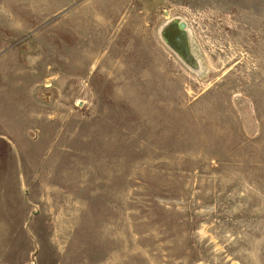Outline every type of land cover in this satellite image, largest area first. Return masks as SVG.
<instances>
[{
	"label": "rangeland",
	"instance_id": "rangeland-1",
	"mask_svg": "<svg viewBox=\"0 0 264 264\" xmlns=\"http://www.w3.org/2000/svg\"><path fill=\"white\" fill-rule=\"evenodd\" d=\"M0 264H264V0H0Z\"/></svg>",
	"mask_w": 264,
	"mask_h": 264
}]
</instances>
